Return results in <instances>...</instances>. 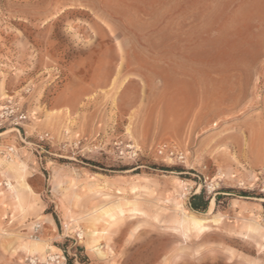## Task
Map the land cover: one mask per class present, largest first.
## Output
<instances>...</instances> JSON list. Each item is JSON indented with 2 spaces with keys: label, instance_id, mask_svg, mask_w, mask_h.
I'll list each match as a JSON object with an SVG mask.
<instances>
[{
  "label": "rangeland",
  "instance_id": "1",
  "mask_svg": "<svg viewBox=\"0 0 264 264\" xmlns=\"http://www.w3.org/2000/svg\"><path fill=\"white\" fill-rule=\"evenodd\" d=\"M57 255L264 264V0H0V264Z\"/></svg>",
  "mask_w": 264,
  "mask_h": 264
},
{
  "label": "bare ground",
  "instance_id": "2",
  "mask_svg": "<svg viewBox=\"0 0 264 264\" xmlns=\"http://www.w3.org/2000/svg\"><path fill=\"white\" fill-rule=\"evenodd\" d=\"M213 206H214V199L211 198V200L209 201L207 213L212 212ZM114 209L118 210V212H120V213L122 211H124V209L121 206L106 208L104 210V213L107 214V217L109 219H114V217H115V214L113 212ZM128 210H133V209H128ZM205 222H206V218H199L193 214L185 215L182 218V223L190 224L194 228L199 229V230H204L207 228V225ZM95 226H96V223H93L92 229L90 232V239L92 242L99 241V239L102 237V233L105 232V230H97ZM23 247H25L26 250L30 253L40 252L41 254H43L44 250L48 248V247L45 248L40 243H37V241H31L29 244H24Z\"/></svg>",
  "mask_w": 264,
  "mask_h": 264
},
{
  "label": "trees",
  "instance_id": "3",
  "mask_svg": "<svg viewBox=\"0 0 264 264\" xmlns=\"http://www.w3.org/2000/svg\"><path fill=\"white\" fill-rule=\"evenodd\" d=\"M190 206L194 210H205L207 207V200L204 199L203 193L201 191L193 194L190 199ZM71 264V263H68Z\"/></svg>",
  "mask_w": 264,
  "mask_h": 264
},
{
  "label": "built area",
  "instance_id": "4",
  "mask_svg": "<svg viewBox=\"0 0 264 264\" xmlns=\"http://www.w3.org/2000/svg\"><path fill=\"white\" fill-rule=\"evenodd\" d=\"M38 227H39V225H36V228H38ZM62 258H60V256H58V255L57 256H51V257H49L50 264H52V263L60 264ZM30 264H36V259H31Z\"/></svg>",
  "mask_w": 264,
  "mask_h": 264
},
{
  "label": "crops",
  "instance_id": "5",
  "mask_svg": "<svg viewBox=\"0 0 264 264\" xmlns=\"http://www.w3.org/2000/svg\"><path fill=\"white\" fill-rule=\"evenodd\" d=\"M40 261V260H39ZM39 263H41V262H39Z\"/></svg>",
  "mask_w": 264,
  "mask_h": 264
}]
</instances>
